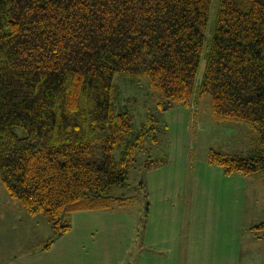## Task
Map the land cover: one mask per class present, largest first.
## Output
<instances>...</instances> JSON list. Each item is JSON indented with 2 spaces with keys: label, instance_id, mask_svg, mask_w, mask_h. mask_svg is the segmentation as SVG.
Segmentation results:
<instances>
[{
  "label": "trees",
  "instance_id": "16d2710c",
  "mask_svg": "<svg viewBox=\"0 0 264 264\" xmlns=\"http://www.w3.org/2000/svg\"><path fill=\"white\" fill-rule=\"evenodd\" d=\"M212 5L0 0V180L29 216L50 225L40 248L71 231L75 212L133 201L106 193L126 185L149 131L158 141L160 120L151 114L152 127L132 136L119 74L148 77L167 100L162 112L209 95L215 120L248 124L257 135L251 154L210 149L209 164L227 175L264 172V0H219L207 43ZM161 164L149 157L144 168ZM253 231L264 237V222Z\"/></svg>",
  "mask_w": 264,
  "mask_h": 264
},
{
  "label": "crops",
  "instance_id": "0c3cea01",
  "mask_svg": "<svg viewBox=\"0 0 264 264\" xmlns=\"http://www.w3.org/2000/svg\"><path fill=\"white\" fill-rule=\"evenodd\" d=\"M174 107L166 112H174L170 118L193 116V108ZM165 154L159 167L145 169L147 198L142 207L131 203L115 210L75 212L71 231L49 250L40 248L48 241L41 240L38 248L8 264H264V237L253 231L264 222V208L247 206L248 194L256 193V186L251 189L245 182L249 178L224 170L219 178L197 173L190 168L191 159L182 170L169 158V150ZM184 173L188 183L179 180ZM233 179H238L234 190L229 187ZM9 208L19 210L16 205ZM241 234L248 235L244 251Z\"/></svg>",
  "mask_w": 264,
  "mask_h": 264
},
{
  "label": "rangeland",
  "instance_id": "374dc122",
  "mask_svg": "<svg viewBox=\"0 0 264 264\" xmlns=\"http://www.w3.org/2000/svg\"><path fill=\"white\" fill-rule=\"evenodd\" d=\"M218 4L219 0H213L207 43L210 42V36L213 33ZM204 67L205 62L203 61L199 82ZM149 81L148 77L138 78L125 74H119L115 79L120 97L127 98L128 105L130 104L131 107L130 110H132L134 117L133 137H136L146 124H148L147 128L152 127L149 117L151 114L157 115L160 120V130L157 133L158 141L156 143L152 141L151 135L153 131H149V136L143 141V147L137 151L136 162L129 173L126 185L112 187L106 193L115 197L132 198L133 208L142 207L146 202L147 197L144 185L146 184L148 174L146 175L144 164L149 157L156 160L164 156L165 159V152L169 150V158L176 165H180L182 170L186 169L192 160L190 168L194 167V169H197V173L198 171L203 174L215 173L216 177L219 178L218 173L223 171L221 167L210 164L212 166L211 170L208 168L209 150L215 149L227 153L248 155L254 150L257 140V135L248 124L220 122L213 119L212 100L209 95L196 100L195 105L197 104L196 106H198V114L195 112V107H192L193 116L191 118L189 117L187 120L185 117L181 120H178L176 117L170 118L174 112L166 113L161 111L159 104L167 102V100L161 93H158L159 97L152 93ZM174 108L190 111L184 105H176ZM15 129L21 136L26 134L21 128L16 127ZM189 146H192V149ZM116 156H120L119 151L116 152ZM189 174H193V170ZM238 177L241 179H244L242 177H245V179L249 178L245 182L249 181L251 189L256 186L255 196H253L254 190H251V194H248V197H246L247 206L254 207L255 205L260 206V209L264 208V196L262 194L264 190V172ZM180 178L183 180L179 179L181 183H188L185 173L180 175ZM238 179L230 181V189L234 190L233 182ZM218 184H222L225 188L228 187L227 182H220ZM10 205H16V208H19V210L9 208ZM0 215V264H8L14 257H20L32 252L35 248H38L41 240L47 241L52 236L51 227L46 219L42 216L33 218L26 214L20 203L7 194L1 180ZM238 238L244 251L248 235L241 234ZM129 262L131 261L129 260Z\"/></svg>",
  "mask_w": 264,
  "mask_h": 264
}]
</instances>
